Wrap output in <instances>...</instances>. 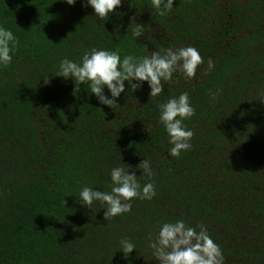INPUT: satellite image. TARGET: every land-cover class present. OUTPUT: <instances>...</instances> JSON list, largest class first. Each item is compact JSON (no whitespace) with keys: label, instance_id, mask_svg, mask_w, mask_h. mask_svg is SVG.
I'll return each mask as SVG.
<instances>
[{"label":"trees","instance_id":"trees-1","mask_svg":"<svg viewBox=\"0 0 264 264\" xmlns=\"http://www.w3.org/2000/svg\"><path fill=\"white\" fill-rule=\"evenodd\" d=\"M0 26L19 40L0 65V264H159L149 240L177 220L204 225L225 264H264V0H175L165 16L122 0L104 21L87 0H0ZM189 46L204 60L194 80L177 71L154 98L126 81L115 109L56 76L93 48L139 59ZM185 92L194 136L176 158L160 104ZM146 159L151 178L137 168ZM127 166L141 189L154 184L152 200L110 221L98 201L80 203L83 187L110 192L111 170ZM122 239L135 245L127 258Z\"/></svg>","mask_w":264,"mask_h":264},{"label":"clouds","instance_id":"clouds-1","mask_svg":"<svg viewBox=\"0 0 264 264\" xmlns=\"http://www.w3.org/2000/svg\"><path fill=\"white\" fill-rule=\"evenodd\" d=\"M69 5H75L77 0H65ZM175 0H151L152 9L160 16L168 15ZM94 9L99 20H106L122 5V0H87ZM131 34L134 38H141L145 27L135 22L133 18ZM19 47V40L11 30L0 26V65L7 67L12 63L14 49ZM204 60L197 49L186 47L173 50L167 48L161 53L159 50L151 52L150 56L137 58L126 55L121 59L118 51L97 50L86 51L82 62L76 63L68 59L61 61L59 73L56 76L65 79H74L76 84L87 83L91 94H95L99 102L115 109L119 106L116 100L125 92V82H129L133 90L142 87L144 82L150 86L151 98L164 93V82L171 84L174 73L182 72L187 79L194 80L198 68ZM214 63L208 60V70L211 71ZM139 81L140 83H132ZM49 78L44 79L45 85ZM111 93V99L105 95L104 89ZM215 97L213 96V99ZM195 115V109L190 105L188 94L182 93L178 98H172L160 104L159 123L162 124L169 136V149L171 157L178 158L183 151L191 149L194 133L188 130L184 121ZM143 171V176L151 178L154 173L150 161L147 159L137 165ZM130 171L133 174H129ZM112 187L110 192L95 191L90 187H83L79 196L80 203L92 209L94 202L105 206L104 219L129 213L134 199L152 200L156 196L153 183L145 184L141 189L134 170L128 166L115 167L110 172ZM66 203V202H65ZM196 228L188 226L183 220L174 223H164L157 236L150 238L148 247L159 264H225L220 247L210 238L206 227ZM122 252L127 258L134 250L135 245L127 240L120 241Z\"/></svg>","mask_w":264,"mask_h":264}]
</instances>
